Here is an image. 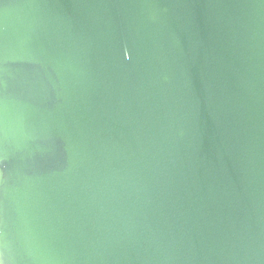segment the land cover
<instances>
[{
	"label": "water",
	"instance_id": "1",
	"mask_svg": "<svg viewBox=\"0 0 264 264\" xmlns=\"http://www.w3.org/2000/svg\"><path fill=\"white\" fill-rule=\"evenodd\" d=\"M0 264H264V0H0Z\"/></svg>",
	"mask_w": 264,
	"mask_h": 264
}]
</instances>
